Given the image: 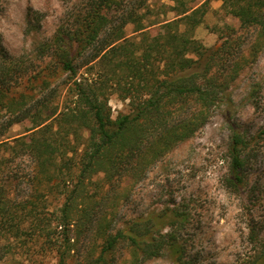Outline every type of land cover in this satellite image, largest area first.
Returning <instances> with one entry per match:
<instances>
[{"label": "trees", "instance_id": "1", "mask_svg": "<svg viewBox=\"0 0 264 264\" xmlns=\"http://www.w3.org/2000/svg\"><path fill=\"white\" fill-rule=\"evenodd\" d=\"M176 1V18L162 23L158 36L151 38L146 26L137 24L136 31H142L137 44H118L128 39L125 28L134 12L116 24L102 11L110 0H99L78 17L73 31L38 46L41 60L49 61L36 70H16L15 60L0 51V262L11 255L15 264H35L31 247L41 241L37 255L76 264L80 234L95 230L102 248L80 264H110L122 242L130 248L125 264H143L164 253L174 264H191L181 237L188 216L180 207L119 225L95 211L86 194L87 182L100 173L110 185L134 177L231 103L228 80L215 70L219 51L229 53V46L225 42L212 50L195 38L205 3L190 8L188 0ZM223 7L242 28L257 31L250 47V55L257 56L264 48V0H223ZM81 54L85 60L77 64ZM61 74H67L65 83L53 89ZM124 77L128 86L121 84ZM119 87L131 111L112 118L109 99ZM25 122L33 123L28 134L7 135ZM231 131L228 180L239 188L248 183V168L263 151L256 144L264 130L253 137L233 124ZM20 161L29 168L21 170ZM23 183L34 185L38 199L15 194ZM45 193L56 194L59 204L52 211L38 203ZM249 236L257 251L247 264H264V237L256 226ZM17 249H24L19 258Z\"/></svg>", "mask_w": 264, "mask_h": 264}, {"label": "rangeland", "instance_id": "2", "mask_svg": "<svg viewBox=\"0 0 264 264\" xmlns=\"http://www.w3.org/2000/svg\"><path fill=\"white\" fill-rule=\"evenodd\" d=\"M98 2L0 0V51L4 50V55L15 60L16 70L34 71L49 61L41 60L38 46L51 43L59 33L73 31L78 17L86 15ZM202 4L204 15L194 36L212 50L225 42L229 46V53L219 51L215 70L219 78L228 80L226 94L231 97V103L216 109L203 128L164 157L148 160L150 163L136 171L134 177L129 174L110 185L100 173L87 182L86 194L93 198L95 211L119 225L138 216L148 218L180 207L188 216L181 235L187 247V261L191 264H247L257 251V245L249 240L251 228L256 226V231L264 237V137L256 144L263 151L248 168V183L239 188L228 180V149L233 124L253 137L260 136L264 130V48L257 56L250 55L257 31L242 28L239 19L224 9L223 0H188L190 8ZM176 5V0H110L102 11L116 24L134 12L133 20L125 28L128 39L118 43L129 45L137 44L142 38V31H136L139 22L146 26L144 31L151 38L158 36L160 25L176 18ZM238 52L232 60V55ZM85 57V54L79 55L77 64ZM66 78L67 74H61L52 88L65 83ZM129 82L127 77L121 78L122 85L128 86ZM120 90V87L113 89L110 95L112 118L131 111L129 100L122 99ZM32 125V122L14 125L7 135L28 134ZM20 162L21 170L29 168V162ZM14 192L19 195L28 192L37 199L39 195L34 185L30 187L26 183L16 187ZM54 196L55 193H45L38 203L52 211L59 204ZM74 236L76 238L75 233ZM103 243L95 230L83 231L72 261L80 264L91 254L97 256ZM40 246L41 241L32 245L31 262L55 264L53 254L37 255ZM23 251L17 249L15 256L19 258ZM111 257L110 264H125L130 258V248L122 242ZM13 259L10 255L0 264H15ZM143 264L174 263L164 253Z\"/></svg>", "mask_w": 264, "mask_h": 264}]
</instances>
